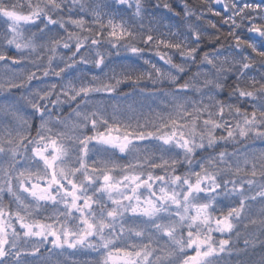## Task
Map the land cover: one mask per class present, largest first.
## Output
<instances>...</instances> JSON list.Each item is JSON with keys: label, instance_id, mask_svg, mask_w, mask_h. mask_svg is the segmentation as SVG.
<instances>
[{"label": "clouds", "instance_id": "clouds-1", "mask_svg": "<svg viewBox=\"0 0 264 264\" xmlns=\"http://www.w3.org/2000/svg\"><path fill=\"white\" fill-rule=\"evenodd\" d=\"M0 264H264V0H0Z\"/></svg>", "mask_w": 264, "mask_h": 264}]
</instances>
